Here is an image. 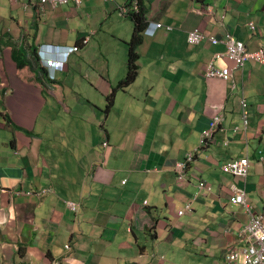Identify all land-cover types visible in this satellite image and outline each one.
<instances>
[{
	"label": "crops",
	"instance_id": "1",
	"mask_svg": "<svg viewBox=\"0 0 264 264\" xmlns=\"http://www.w3.org/2000/svg\"><path fill=\"white\" fill-rule=\"evenodd\" d=\"M142 1L148 22L173 30L164 27L144 37L137 48V79L116 91L107 108L129 57L133 26L125 41L118 34L129 20L119 12L128 0H84L80 8L69 0L57 11L47 5L45 14L40 0H0V195L9 220L0 225V264H225L229 252L247 245L242 234L250 222L243 207L231 204L234 186L246 190L255 214L264 215V65L247 64L229 83L206 80L204 66L225 48L208 41L186 44L187 33L199 31L216 38L232 34L249 51L264 47V0ZM208 7L216 13L208 15ZM78 18L88 25L71 26ZM105 27L123 46L108 40ZM88 36L91 45H82ZM101 37L109 46L100 44ZM72 40L80 50L55 84L43 82L36 63L30 62L32 70L17 68L11 56L22 51L30 58L38 45L71 47ZM93 50L98 61L82 77L83 86L74 81V91L58 81ZM144 71L151 81L140 86ZM72 95L87 102V115L79 118L81 136L76 126L71 131L82 144L44 143L49 132L64 136L72 127L65 120L73 110H62L64 119L57 123L51 114L61 109H47L48 99L59 104ZM44 110L47 125L38 130ZM217 115L224 132L195 155L188 182L179 183L175 165L197 148ZM84 116L90 123L84 124ZM81 148L85 154L82 160L79 152L77 169L74 156L55 152L73 149L74 155ZM246 155L247 181L223 171ZM43 187L51 192L38 196L35 190ZM69 203L79 204V211ZM187 204L190 211L179 216Z\"/></svg>",
	"mask_w": 264,
	"mask_h": 264
},
{
	"label": "built area",
	"instance_id": "2",
	"mask_svg": "<svg viewBox=\"0 0 264 264\" xmlns=\"http://www.w3.org/2000/svg\"><path fill=\"white\" fill-rule=\"evenodd\" d=\"M43 4L48 3V1L52 4L53 8L56 9L60 6L67 4L68 0H41ZM75 2L79 5L81 0H75ZM158 27L160 25L158 24ZM202 36L198 32L190 33L187 36V41L190 45H197L201 40ZM213 44L216 45L217 42L213 41ZM228 48L237 51V55L234 57L228 54ZM264 59V54L261 51L260 54H247L242 47L241 43H237L234 38L228 37L227 43V53L226 55H216L214 59L208 64L206 69L207 78H219L224 82H230L233 78V74L235 71L242 70L245 67V62H260V60ZM229 61H234L235 64L231 67L228 64ZM264 62V60H263ZM223 64V65H222ZM236 86H234L235 88ZM243 107V118L245 123L247 124V113H246V101L243 100L242 102ZM221 120L223 117L217 116L214 117L210 128L207 132H204V137L210 138L213 131H217L220 129ZM239 129H236L235 133H237ZM224 132V130L220 131ZM200 143V141H199ZM203 144H199V147L194 150L192 153L187 154L185 156L184 161H181L176 164L175 172L177 174V180L181 181L185 179V171L187 164L192 161L193 156L201 149ZM232 164H225L223 166V171L227 174H231L234 177L238 178L242 181H247L249 176V163L248 159H242L240 161H232ZM180 170L178 171V169ZM184 176V177H183ZM19 193V192H18ZM232 203L235 206H242L249 218L250 222L246 229L244 230L242 237L247 242V245L241 249L233 250L229 252L224 260L225 264H264V231L261 233L260 229L264 227V217L255 215L250 208L247 200H246V190L241 186H234V194L232 195ZM189 210V206L186 208ZM76 211L75 209H72ZM184 213L179 212V215L182 216Z\"/></svg>",
	"mask_w": 264,
	"mask_h": 264
},
{
	"label": "rangeland",
	"instance_id": "3",
	"mask_svg": "<svg viewBox=\"0 0 264 264\" xmlns=\"http://www.w3.org/2000/svg\"><path fill=\"white\" fill-rule=\"evenodd\" d=\"M127 3H129V0H128ZM126 19H129V20H126L125 21V23L127 24V26L126 27H124V26L121 27L119 29V31H118V34L120 36H123V41H125V38H127L126 36L128 35V31L134 25V20L132 18H126ZM88 23H89V21H87L86 19H84V18H78V19L71 20L70 25L71 26H74V25H80V24H82L83 26H86V25H88ZM105 29H106V32H105L106 33V36H107L108 40L113 45L123 46V44H121L120 42H116L114 40V36L115 35L113 34V31H112V29L110 27H105ZM190 33H193V31L188 32L187 35H189ZM228 37H230V35ZM108 40H106V38H104V37H101L100 44L103 45V46H105V47H107V46H109ZM207 41L210 42V43L213 42L211 40H207ZM74 44H75V41L74 40H72V42H69L68 41V45L69 46H74ZM90 45H91V43H90ZM126 46H128V44ZM95 51L96 50H93L92 52L84 55L83 57H78L77 62L76 63H71L70 66H69V71H66V73H63L62 74V78H58V81H60L62 83L63 82H67V86L70 89L74 90V91H76L77 89H79L77 87V84L83 86L86 81L83 80L82 77L84 75H86V74L91 75V67L94 66L96 64V62L98 61V58H97V55L98 54ZM228 54L229 55L232 54V56L235 57L237 55V51L228 48ZM126 63H127V61L125 62V64H123V66H121V76H123V80L126 78V74L128 72V70L126 71ZM228 64L234 65L235 62L228 60ZM207 67H208V64L206 66H204V68H203V72H202L203 78L206 79V80H212L213 78H207L206 75H204V73H206ZM74 81H77L76 82L77 84ZM150 81H151V79L148 77L147 73L144 71V77H143V79H141L138 82V85L143 86L144 83L150 82ZM46 96H48V95H46ZM46 98H48V97H46ZM59 99H61V98H59ZM48 101H49V105H48L47 109H51V108L61 109L60 112H56V113L51 114L52 117H54L57 120V123H62V120L64 119L63 115H60V113L63 112L62 110H65V108H67V109L70 108V109L73 110V113L72 114H67V116H66L67 119L65 120V125H67V127L70 126L68 123H70V121H72V127H71V129H68V132H66L67 134L64 135V136H62L60 134H57L55 132H49L47 134V137L44 140V143H48V144H82V142L77 138V136L74 133H71V131L73 130L74 126H76V128L78 129V132H79V134L81 136L80 119L79 118H80V115L85 114L86 112H88L86 110V108H85V106H87V102H85V101L82 102L80 100L81 103H79V101L77 100L76 97L73 98V95H72V98H70V100H67V102L64 99H61L59 102H64V103L63 104H60L59 103L60 105L57 104L55 101H52V100H49V99H48ZM44 104H45V101L42 100L41 101V108H43ZM46 114H49V110H47V111L44 110L43 111V115H42L41 120H40V125H38V130H40L41 128H43V127H45L47 125ZM85 115H87V113ZM217 116H219V115H217ZM217 116H215V117H217ZM83 119L85 121V123H84L85 125L87 124L86 121H88V123H90V120L87 119L86 116H84ZM243 130H244L245 133L247 132V128H245ZM83 131H85V130H83ZM240 132H242V129H239V133ZM86 134H89V132H87ZM204 134H206V133H204ZM204 134L200 135V139H199L200 143H198V146H199V144H203L202 148H206L208 146V144L212 140L215 141V139H216V130L213 131V133L210 136V138L204 137ZM104 147H107V146L104 145ZM226 147H229V144H226ZM55 152H56L57 155H59V153H60L62 157L71 158L72 156H74V159L75 160H77V158L79 156V152L81 154V159L82 160H83V155L85 154V150L82 149V148H81L80 151L75 150L74 151V155H73V149H71V154H70V151L69 150H66V149L65 150L55 151ZM242 159H248L249 170H250V157H249V155H246L244 157H241L239 159H236L235 161H240ZM227 164H229V166H230L232 163L229 162ZM81 165H82L81 162L79 160H77L74 163L73 166H74V168L77 169V168H80ZM179 170H180V168L178 169V171ZM187 170H188V164H187L186 168H184V171L185 172ZM74 176L75 177L79 176V172L78 171H75L74 172ZM187 182H188L187 179H184V180H181L179 183H187ZM203 186H204L203 183H198V188L199 189H201ZM231 199H232V197H231ZM246 200H247V202H248V204L250 206V203L248 201V194H247V192H246ZM231 204H232V206L236 207L235 204L232 203V200H231ZM188 206H189V204H187V206L181 212H183L184 214L186 212H189L190 209L189 210L186 209ZM238 207H242V206H238ZM69 208L71 210L72 209H75L76 211H74V212L77 213L79 211L80 206H79V204L69 203ZM250 208L252 209V211L254 213L253 207L250 206ZM255 215L264 217V215H262V214H255ZM263 231H264V227H262L260 229V232L261 233Z\"/></svg>",
	"mask_w": 264,
	"mask_h": 264
},
{
	"label": "clouds",
	"instance_id": "4",
	"mask_svg": "<svg viewBox=\"0 0 264 264\" xmlns=\"http://www.w3.org/2000/svg\"><path fill=\"white\" fill-rule=\"evenodd\" d=\"M13 1L15 2L17 0H13ZM40 3H41V14H45L46 13V11H47L46 10L47 5H50L53 8L52 4L49 1H48V3L43 4L42 1L40 0ZM66 5L67 4H65L63 6H60V7L56 8V9H54V8L53 9L55 11H57L59 8L64 7ZM203 6H206V5H203L202 4V7ZM129 7H130V10L131 11L138 12V1L137 0H134L133 2H131L128 5V7H126V9H128ZM126 9H124L123 7L119 8L120 14L123 15L124 17H126L127 14H128V11ZM201 9H203V8H201ZM208 9L211 10L210 7H208ZM195 13H197V12H195ZM198 13L199 14H203V11H200ZM127 18H131V17H127ZM158 24L160 25V27H156V26H158ZM140 27H141L140 35H141V38H143V41H144V37H146V36L147 37H154L156 35V33L158 32V30L161 29V28H164L165 27L166 28V31H168V32H170V31L173 30V27H171V26H164L162 23L148 22L147 19H146L145 25L144 26L141 25ZM193 32H198L203 38H202V40L197 45H190L188 43V41H187V36L188 35H186V44H187V46H189V47H195V46H198L199 44H201L203 41H207V40L216 41L217 44L214 45L213 42H212L211 43L212 46H223L225 48V54H223V55H226V53H227V43H228V34L226 36L222 37V38H218V40L215 37H214L215 40H212V36L203 35L199 31H193ZM230 37L231 38H234V40L237 43H241L240 41L237 40V38L234 35L231 34ZM90 41H91V37L90 36L85 37L84 40L82 41V45H85L86 46V45H88L90 43ZM260 48H262V46H260ZM79 50H80V46H78V45L71 46V47L55 46V45H38L35 50H33L32 52H30V55H31L30 58H28L26 55L25 56H26V59L27 58L30 59L29 62H34L36 59H42V61H38V62H36V64L38 65V68H40L43 71L44 76H46V79L43 82L48 81L49 82L48 84L50 85L51 83L52 84H55L57 82V75L60 73V71H63L64 68L67 66V64H68L71 56H73L74 54L76 55L79 52ZM20 52L23 53L22 51H20ZM247 54L253 55L254 53H247ZM214 57H213V59H214ZM127 62H128V60H127ZM253 63H255V62H253ZM231 80H233V78ZM224 83H229V82H224ZM233 84L236 85L235 82ZM59 103L60 104H63L64 102H59ZM211 123H212V121H211ZM221 124H223V120H221ZM208 130H206L204 132H207ZM222 130H224V129L222 128V126H220V129H218L216 131V133H218V132H220ZM104 145L107 146V144H104ZM198 147L199 146H197V148ZM201 149H199L198 152L195 155H197L201 151ZM193 151H191V152H189L187 154H190ZM187 154L185 156H187ZM195 155L193 156V158L195 157ZM185 156L182 159V161L185 159ZM191 162H189V163H191ZM189 163H188V165H189ZM174 172H175V167H174ZM185 179H187V176L186 175H185ZM176 180H177V174H176ZM126 182L127 181H125L124 183H126ZM178 182H180V181H178ZM35 191L37 192V195L40 196L41 194L42 195L48 194L49 192H51V189L50 188L43 187V188L37 189ZM17 192L23 193L24 190H20V191H17ZM189 209H190V207H189ZM3 211H4L3 210V201H2V197L0 195V225H7L9 223V220L6 217H4ZM178 215H179V213H178ZM67 250H71V246H68L67 247ZM53 264H62V263H60V262H54Z\"/></svg>",
	"mask_w": 264,
	"mask_h": 264
},
{
	"label": "trees",
	"instance_id": "5",
	"mask_svg": "<svg viewBox=\"0 0 264 264\" xmlns=\"http://www.w3.org/2000/svg\"><path fill=\"white\" fill-rule=\"evenodd\" d=\"M133 1L134 0H129V3L127 4L129 5ZM137 1H138V12H135L137 14L133 13L132 11L131 16H130V13H128L126 16V17H131L134 20L132 37H131L130 42L128 43L129 57H128L127 65H126V71L128 70V72L126 74V78L117 85V90L114 89L113 93L107 98V102H108L107 108H111L113 106V103L115 100V92L118 90L125 91L126 88H128L130 85H132L135 82L138 76L139 55L137 53V48L143 43V38H141V35H140V31H141L140 26L141 25L144 26L146 23V16L148 14V8L146 6H143L142 0H137ZM128 5L126 7H128ZM261 51L262 52L264 51V47L261 48ZM11 56L13 60L15 61L17 68H25L28 66L30 69H32L31 63L29 62V60L26 59V56L23 53L19 52V57H15L14 52H12ZM36 62H38L37 59L34 61V63ZM251 63L253 62H245V67L247 64H251ZM233 66L234 65H231V67ZM245 67L242 70H238L235 72L244 71ZM243 100L241 102H243ZM242 112H243V107H242Z\"/></svg>",
	"mask_w": 264,
	"mask_h": 264
},
{
	"label": "bare ground",
	"instance_id": "6",
	"mask_svg": "<svg viewBox=\"0 0 264 264\" xmlns=\"http://www.w3.org/2000/svg\"><path fill=\"white\" fill-rule=\"evenodd\" d=\"M68 1H69V0H68ZM72 1L74 2V5H75L76 8H80L84 0H81V3H80L79 5L75 2V0H72ZM77 1H78V0H77ZM67 3H68V2H67ZM204 7H206V6H203L202 8H204ZM123 8L126 9L125 6H124ZM126 10L128 11V13H130V16H131L132 11L130 10V7H129L128 9H126ZM133 13H135V12H133ZM203 13H204V12H203ZM207 13H209L208 15H212V14H215L216 12H215V11H211V10L208 9ZM135 14H137V13H135ZM156 27H158V26H156ZM250 27H251L253 30H256V27L254 26L253 23L250 24ZM226 35H227V34H226ZM226 35H225V36H226ZM229 35H230V34H228V36H229ZM215 38H216V37H215ZM215 38L212 36V40H215ZM217 40H218V38H217ZM241 44H242V47H243V49L245 50L246 53H254V54H256V55H258V54L261 53V48H260V47H259L256 51H249V50H247V48L245 47V45H244L243 42H241ZM263 54H264V51H263ZM231 55H232V54H231ZM259 60H260V59H259ZM263 60H264V59H262V61L260 60V62H255V63H257V64H261V65H264ZM37 61H42V59H37ZM213 79H219V78H213ZM213 79H212V80H213ZM220 80H221V79H220ZM179 162H181V161H179ZM179 162H177V163H179ZM185 175H186V173H185ZM74 213H75V212H74Z\"/></svg>",
	"mask_w": 264,
	"mask_h": 264
}]
</instances>
